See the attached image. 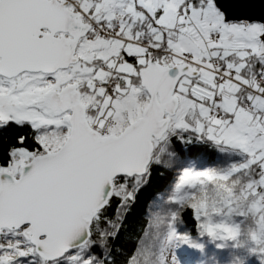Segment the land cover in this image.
Listing matches in <instances>:
<instances>
[{
  "label": "snow or ice",
  "instance_id": "1",
  "mask_svg": "<svg viewBox=\"0 0 264 264\" xmlns=\"http://www.w3.org/2000/svg\"><path fill=\"white\" fill-rule=\"evenodd\" d=\"M224 0H0V264H264V15ZM182 166L131 251L125 212ZM193 210V229L183 220ZM183 229V231L181 230ZM193 233H195L193 235ZM230 259V257H229Z\"/></svg>",
  "mask_w": 264,
  "mask_h": 264
},
{
  "label": "trees",
  "instance_id": "2",
  "mask_svg": "<svg viewBox=\"0 0 264 264\" xmlns=\"http://www.w3.org/2000/svg\"><path fill=\"white\" fill-rule=\"evenodd\" d=\"M26 133V130H20L16 128H10L6 132L0 134V145L4 148L8 147L9 144L15 143L18 135L21 132ZM177 160L176 167L172 171H168L164 168L153 169L151 180L145 187L139 190V195L136 196L135 204L130 206V209L124 210V224L121 228V233L118 245L124 248L126 251H131L135 245L136 239L140 233L145 229L146 225L150 221L146 218V211H154L156 206L161 203V200L157 197V194L167 195V189L172 183L176 176V171L182 166H194L196 169H210L217 168L221 164V159L218 156H212L209 151L205 148L191 149L188 152L181 150V145H176ZM5 157L0 152V162ZM193 210L189 209L183 213V220L186 224L187 229H193ZM183 231V229H181ZM195 233H193L194 235ZM260 233L256 229L249 228L240 244L244 246V249L240 252H229L226 253V258L223 264H240L239 260L235 259L237 254L243 256L245 251L251 249ZM182 256L184 257L186 264H215L213 260L214 256L219 254L214 248L208 247L201 253L193 252L190 249H183ZM230 257V259H229Z\"/></svg>",
  "mask_w": 264,
  "mask_h": 264
},
{
  "label": "water",
  "instance_id": "3",
  "mask_svg": "<svg viewBox=\"0 0 264 264\" xmlns=\"http://www.w3.org/2000/svg\"><path fill=\"white\" fill-rule=\"evenodd\" d=\"M227 4H248L253 5L254 7L243 9L250 14H253L257 17L264 15V0H224Z\"/></svg>",
  "mask_w": 264,
  "mask_h": 264
}]
</instances>
